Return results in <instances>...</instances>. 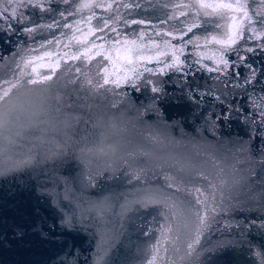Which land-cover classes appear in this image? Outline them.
I'll use <instances>...</instances> for the list:
<instances>
[{
  "label": "water",
  "instance_id": "1",
  "mask_svg": "<svg viewBox=\"0 0 264 264\" xmlns=\"http://www.w3.org/2000/svg\"><path fill=\"white\" fill-rule=\"evenodd\" d=\"M12 85L0 264H264V0H0Z\"/></svg>",
  "mask_w": 264,
  "mask_h": 264
},
{
  "label": "snow or ice",
  "instance_id": "2",
  "mask_svg": "<svg viewBox=\"0 0 264 264\" xmlns=\"http://www.w3.org/2000/svg\"><path fill=\"white\" fill-rule=\"evenodd\" d=\"M86 6V5H85ZM202 7H214L213 5H207V4H203L201 5ZM219 7H224V8H233V7H236L239 11L243 12L244 16L247 17V11L245 10V5L243 4H236V5H233V4H223V5H219ZM27 31H31V29H26ZM189 31H191V29H189ZM239 35V33H237V36ZM230 42L231 43H235V38H230ZM44 80H48V79H51V77H44L43 78ZM32 83H40L42 81H31ZM105 83H108L107 80H105ZM12 87H16V85H12L11 87L7 88L4 90V93H3V96H0V100H3L4 97L8 96L9 92L11 91ZM153 91H157V89H153ZM66 224H71V221L70 220H66L65 221ZM189 249H193V245L192 244H189ZM194 250V249H193ZM151 264V262H150Z\"/></svg>",
  "mask_w": 264,
  "mask_h": 264
}]
</instances>
